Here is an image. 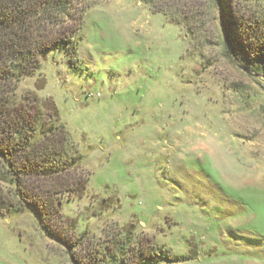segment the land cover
Instances as JSON below:
<instances>
[{"label": "rangeland", "instance_id": "rangeland-1", "mask_svg": "<svg viewBox=\"0 0 264 264\" xmlns=\"http://www.w3.org/2000/svg\"><path fill=\"white\" fill-rule=\"evenodd\" d=\"M255 1L235 4L249 15L264 8ZM74 2L88 8L79 62L48 53L16 96L38 98L44 114L53 102L85 158L87 187L63 200L61 224L85 238L65 247L0 183L12 205L0 213V264H88L127 239L129 261L155 248L198 253L184 264H264V75L234 63L221 0H158L169 17L145 0ZM181 5L198 38L171 17L186 15Z\"/></svg>", "mask_w": 264, "mask_h": 264}, {"label": "trees", "instance_id": "trees-1", "mask_svg": "<svg viewBox=\"0 0 264 264\" xmlns=\"http://www.w3.org/2000/svg\"><path fill=\"white\" fill-rule=\"evenodd\" d=\"M157 2L145 0V5L155 14L169 17L168 9H155ZM235 2H220L235 52L234 63L243 70L264 75V8L258 7L247 15ZM181 6L186 15L180 21H176L178 13L171 17L177 25L184 23L190 35L198 38V16L186 5ZM87 12L88 8L79 9L74 0H0V183L12 186L17 202L33 209L43 229L70 250L81 244L85 234L72 239L75 236L71 231L61 228L62 204L65 198L83 195L87 181L77 174L85 158L53 102L44 114L38 98L26 97L19 103L16 93L23 80L35 78L50 52H65L76 66V39L85 31ZM11 206L0 187V213L7 208L9 211ZM129 244V239L115 243L109 259L93 253L96 261L89 259L88 264H184L198 256L175 258L170 252L145 248L129 261L126 256L134 250Z\"/></svg>", "mask_w": 264, "mask_h": 264}, {"label": "water", "instance_id": "water-1", "mask_svg": "<svg viewBox=\"0 0 264 264\" xmlns=\"http://www.w3.org/2000/svg\"><path fill=\"white\" fill-rule=\"evenodd\" d=\"M221 22H222V26H223V30H224V35H225L227 46H228V48L230 50V53H231L233 59L235 60V52H234V49H233V45L231 43V39L229 37V33L227 31V28H226L225 23H224L222 18H221Z\"/></svg>", "mask_w": 264, "mask_h": 264}]
</instances>
